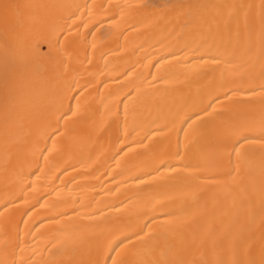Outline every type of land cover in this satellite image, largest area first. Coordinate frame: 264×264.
Instances as JSON below:
<instances>
[{
  "label": "bare ground",
  "instance_id": "6f19581e",
  "mask_svg": "<svg viewBox=\"0 0 264 264\" xmlns=\"http://www.w3.org/2000/svg\"><path fill=\"white\" fill-rule=\"evenodd\" d=\"M5 47L0 264H127L126 238L141 229L162 238L166 221L179 225L168 239L187 264H264L260 129L222 141L185 135L210 102L218 120L247 118L233 101L250 97L230 90L264 83V0H0ZM72 85L68 95L87 85L85 130L64 122L44 159L56 101ZM244 135L254 142L237 157Z\"/></svg>",
  "mask_w": 264,
  "mask_h": 264
},
{
  "label": "snow or ice",
  "instance_id": "6c2138e0",
  "mask_svg": "<svg viewBox=\"0 0 264 264\" xmlns=\"http://www.w3.org/2000/svg\"><path fill=\"white\" fill-rule=\"evenodd\" d=\"M228 7L230 8L229 15L234 14L237 10L236 5H230ZM68 31H71V28H69ZM62 34L63 30H61V35ZM56 43L57 46L60 45L59 36L57 37ZM0 53L8 55L10 50L5 47L0 49ZM12 54L14 55V53ZM200 59L204 60V56H201ZM209 59H211L213 63L219 62L216 56H211ZM74 87L75 85L68 87L67 91L56 101V103H58L56 111L59 115L56 118V126L54 130L47 134L48 139L52 141V146L48 147L46 143L45 147L41 150V156L44 159H47L46 153L53 152L57 149L55 138L64 135L62 130L64 122H71V124L80 125L81 132L85 130L84 126L87 124V108L84 109L83 114L81 113V109L87 101V97L84 96V92L87 91V85L80 88L75 95H68L67 93H71ZM230 91L233 95L242 91L244 95L250 97L247 100L233 101V103L244 106V109L248 113L246 119L239 123L230 120H218L217 117L213 115L216 111L215 102H210L207 106L202 107L200 112L196 113L195 119H192L191 117L189 118L192 122L188 124V129L185 131V135L187 136L189 132H191L198 137L211 136L222 141L240 136L243 128L255 126L258 127L262 133L261 136L256 139H258L261 145L264 146V83H261L258 87H248L247 89H235ZM129 95H131V93H129ZM229 98V95L226 93L225 99ZM218 99L219 98L217 97L216 100L218 101ZM65 100L68 101L67 108L64 107ZM73 100H75V105L72 104ZM257 104L260 106V116L258 120L255 119L253 115ZM125 108H127V105H125ZM76 131L75 128L68 127L67 135L72 136ZM148 138L150 137H146L145 139ZM252 142H254L252 137L247 135L242 136L237 140L236 144L233 145V153H235L237 157H243L245 154V144ZM176 155L181 160L184 159L179 152H177ZM231 155L232 153H229L230 159ZM205 159L207 160V157ZM214 159L215 157H213V160ZM167 171L175 173L177 169L172 165H168ZM155 172L159 175L161 167L155 168ZM137 179L140 180V183L144 182L139 177ZM165 223L170 226L166 228V232L162 235V238L150 235L149 233L144 232L143 229H141L140 232L134 233L135 242H132V237L126 238L130 241L132 248L135 250L134 258L127 261V264H187V261L180 257V251L176 244L168 239L169 235H175L179 231V225L171 221H166ZM119 255L120 254L117 253V256ZM69 264H72V262H69ZM111 264H126V262L123 259L113 258ZM202 264H245V262L235 257L231 261H228L223 257H217L214 261L206 260L203 261ZM248 264H255V261H249Z\"/></svg>",
  "mask_w": 264,
  "mask_h": 264
}]
</instances>
